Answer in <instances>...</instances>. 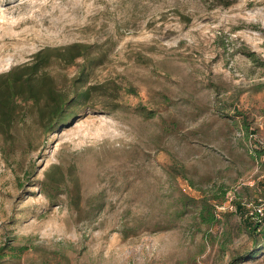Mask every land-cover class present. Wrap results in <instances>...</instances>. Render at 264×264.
<instances>
[{
    "label": "rangeland",
    "instance_id": "1",
    "mask_svg": "<svg viewBox=\"0 0 264 264\" xmlns=\"http://www.w3.org/2000/svg\"><path fill=\"white\" fill-rule=\"evenodd\" d=\"M74 44L48 72L88 104L0 132V246L26 247L7 264H264L240 225L264 214V0H0V75Z\"/></svg>",
    "mask_w": 264,
    "mask_h": 264
},
{
    "label": "trees",
    "instance_id": "2",
    "mask_svg": "<svg viewBox=\"0 0 264 264\" xmlns=\"http://www.w3.org/2000/svg\"><path fill=\"white\" fill-rule=\"evenodd\" d=\"M224 4L226 6L230 5V3ZM87 49L88 47L82 44L71 45L65 48L64 51L45 48L35 53L28 62L15 66L8 72L1 74L0 132L9 133L21 115L26 114L24 111L29 109L32 111V107L35 106H39L38 115L45 128L50 130L70 119L71 115L67 114L71 108L70 106H86L92 89L91 87L84 88L87 79L81 78L76 88L74 85V91L69 97L67 91L57 89L53 79L49 76L48 69L51 66L53 57L68 64H73L76 59L85 56ZM244 124H247L245 119ZM47 176L49 179V175ZM48 183L49 180L42 182L45 192H48V189L51 188ZM226 194L227 191L222 188L221 197H219L221 202H224ZM178 203L181 207L177 212L181 215L189 212L188 208L192 206L198 207V217L202 223L213 226L218 221L216 203H212L205 198L196 199L182 193ZM242 210V205L237 204V214H241ZM252 218L256 219L255 222H251L249 219V221H241L240 225L247 228L254 239H257L259 235H262V239H264V214L261 215V213L256 212ZM261 226L263 228L259 231ZM25 250L26 247L0 246V264H7L12 259L20 258ZM256 254V252H252L244 258H253ZM239 261V258H234L231 264H237Z\"/></svg>",
    "mask_w": 264,
    "mask_h": 264
},
{
    "label": "built area",
    "instance_id": "3",
    "mask_svg": "<svg viewBox=\"0 0 264 264\" xmlns=\"http://www.w3.org/2000/svg\"><path fill=\"white\" fill-rule=\"evenodd\" d=\"M259 213H261V214L263 215V213H262V210H261V209H259Z\"/></svg>",
    "mask_w": 264,
    "mask_h": 264
}]
</instances>
